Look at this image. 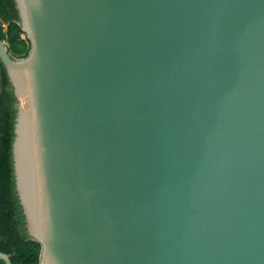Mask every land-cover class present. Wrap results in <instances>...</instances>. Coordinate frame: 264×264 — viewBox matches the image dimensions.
<instances>
[{
	"label": "water",
	"instance_id": "water-1",
	"mask_svg": "<svg viewBox=\"0 0 264 264\" xmlns=\"http://www.w3.org/2000/svg\"><path fill=\"white\" fill-rule=\"evenodd\" d=\"M13 2L36 264H264V0Z\"/></svg>",
	"mask_w": 264,
	"mask_h": 264
},
{
	"label": "trees",
	"instance_id": "trees-1",
	"mask_svg": "<svg viewBox=\"0 0 264 264\" xmlns=\"http://www.w3.org/2000/svg\"><path fill=\"white\" fill-rule=\"evenodd\" d=\"M20 32L13 0H0V39L14 57L24 56L28 49L27 38H20ZM14 113L15 99L0 63V251L8 254L12 264H36L39 245L24 233L13 188L10 143Z\"/></svg>",
	"mask_w": 264,
	"mask_h": 264
},
{
	"label": "built area",
	"instance_id": "built-area-1",
	"mask_svg": "<svg viewBox=\"0 0 264 264\" xmlns=\"http://www.w3.org/2000/svg\"><path fill=\"white\" fill-rule=\"evenodd\" d=\"M24 34L22 32L19 33V37L22 38Z\"/></svg>",
	"mask_w": 264,
	"mask_h": 264
},
{
	"label": "rangeland",
	"instance_id": "rangeland-1",
	"mask_svg": "<svg viewBox=\"0 0 264 264\" xmlns=\"http://www.w3.org/2000/svg\"><path fill=\"white\" fill-rule=\"evenodd\" d=\"M5 24H2V26L4 27ZM22 39H24V36L22 37Z\"/></svg>",
	"mask_w": 264,
	"mask_h": 264
}]
</instances>
